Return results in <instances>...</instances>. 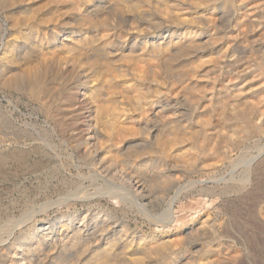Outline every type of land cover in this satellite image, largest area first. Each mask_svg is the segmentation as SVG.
<instances>
[{
  "label": "bare ground",
  "instance_id": "obj_1",
  "mask_svg": "<svg viewBox=\"0 0 264 264\" xmlns=\"http://www.w3.org/2000/svg\"><path fill=\"white\" fill-rule=\"evenodd\" d=\"M0 89L34 103L36 134L63 135L107 202L150 210L169 195L156 183L174 188L184 167L208 169L264 131V0H0ZM66 204L17 229L0 264H236L218 244L195 257L206 218L161 236L102 203L95 215Z\"/></svg>",
  "mask_w": 264,
  "mask_h": 264
},
{
  "label": "rangeland",
  "instance_id": "obj_2",
  "mask_svg": "<svg viewBox=\"0 0 264 264\" xmlns=\"http://www.w3.org/2000/svg\"><path fill=\"white\" fill-rule=\"evenodd\" d=\"M8 91L0 89V137H3L0 140V245L9 242L14 233L30 221L48 219L54 215L55 209L68 211L66 203L75 199L74 214L88 207H91L92 215L99 214L96 205L102 203L113 221L125 218L132 227H139L147 233L156 229L161 236L174 233L191 218H206L211 223V231L192 241L202 244H195L196 248L199 247L195 254L200 251V254H194L195 257H202L205 247L218 244L224 251L237 255L236 264H264V131L247 134L239 145L235 144L222 157L211 160L213 166L208 169H202L200 164L184 167L174 188L168 182L154 184L156 195H169L152 209L144 210V215L143 208L135 203L123 209L116 208L108 199L110 194L105 193L106 186L99 181L92 182L93 173L65 145L63 135L57 132L49 138L36 134L34 128L44 122L45 116L38 118L34 103ZM8 98L18 105V109ZM80 121L84 125L86 116L83 115ZM22 127L33 134L19 136ZM47 158L51 159V166L42 168L41 162ZM176 191L179 194L171 203ZM82 192L85 193L83 196ZM90 192L97 193V197L85 202L84 195L90 196ZM66 196L71 197L67 202L64 201ZM61 200L63 203H58ZM70 207L73 209L74 206ZM101 215V218H108L103 212ZM191 246H182L181 250H193V254L196 248Z\"/></svg>",
  "mask_w": 264,
  "mask_h": 264
}]
</instances>
